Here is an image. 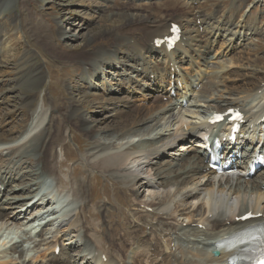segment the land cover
<instances>
[{
	"label": "bare ground",
	"instance_id": "obj_1",
	"mask_svg": "<svg viewBox=\"0 0 264 264\" xmlns=\"http://www.w3.org/2000/svg\"><path fill=\"white\" fill-rule=\"evenodd\" d=\"M128 1L136 8L131 14L126 12L128 15L122 18L123 21H128L126 25L145 18L143 14L135 13L139 6H144L142 1L159 0ZM201 1L180 0L185 3L186 14L183 17H177V23L170 22L157 34L155 39H163L170 35L169 30L172 24L180 27V39L170 51L166 50L164 44L158 46L157 43L151 49L145 46L143 49L137 47L134 51L126 36L121 34L123 38L121 41L116 38L114 45L96 49L89 54L88 58L85 56L88 60L79 59L73 63H61L72 68L74 72H78L74 73V77L79 83L75 84L70 80L62 81L67 97L64 99L65 102L58 100L59 103L48 104V109L51 110L48 123L54 121L51 125L48 123L45 125L41 121L33 124L34 117L30 115L25 121L15 120L20 111L28 109L32 104V100L28 97L29 92L36 93L43 85L44 80L40 78L42 72L32 63L22 62L15 67L18 76L14 79L15 83L9 92L17 91L20 95L12 100L13 103L17 100L14 106L9 108V105L8 108L0 110V186L4 188L3 191L0 190V222H13L17 217L24 216L29 210L26 207L31 203L29 207L37 205L36 210L43 207L45 199L48 204H53L54 200L49 193L39 196L37 190L41 185L40 179L46 174L57 173L56 147H60L64 156L69 155L63 150L66 146L63 131L67 130L68 134H74L75 127L78 126L79 131L86 135L85 138L89 142L88 151L82 158L95 157L90 162L91 168L106 173L109 180L112 176L117 178L123 187L128 189L125 192L128 195H136L139 198L141 189H151L150 192L154 194L155 199L152 201L149 199L148 203L140 201L142 204H134L145 209L140 210L145 214L140 215L139 221L142 219L144 221L139 225L149 226L158 238L153 239L151 235L143 236L141 227L135 229L138 226L137 223H133V228L123 224L122 232L119 227L108 228L109 231H106L105 224L99 227L92 226L88 217H97V214L94 213L92 216L87 208L89 205L81 200L75 213V221L78 225H75L72 220L68 221L70 214L67 219L59 221L60 227L67 222L63 226L67 230L62 236H57L58 232H62L60 230L51 236L54 239L52 246L50 245L52 241L46 244V250H50L46 261H43L44 258L37 262L30 259L25 261L24 249L19 250L18 245L13 244L7 250H0V264H126L127 252L130 248L142 249L136 252V257L134 256L132 260L133 264H227V258L230 255L221 254L215 258L208 253L214 243L222 242L225 237L252 223L264 222V171L253 179L246 178L247 164L252 154L242 150L247 143L251 144L254 140L262 141L258 149L264 150V71L261 72L260 83L254 82L255 84L249 86V89L246 88L247 86L229 87L231 83L227 85L225 82L209 89L203 86L210 78L215 63H218L216 69H246V72L240 73V76L255 78L252 67L246 66L249 57L238 55L228 61L224 60L225 53L235 52L239 47V40L249 37L253 27L248 25L245 18L235 23L228 16L227 20L214 18L215 26L208 32L205 21L212 19L213 16L199 11L200 16H198L204 27L197 26L196 18H194V34L190 35L191 31L189 33L185 31L187 25L192 22V17L188 14H191L194 6ZM15 3L16 0H0V19L8 9L15 6ZM122 15H111L107 20L114 22ZM55 33L57 36L51 34L49 27L47 44L51 46V52L53 49H75L74 46L68 45L75 43L78 36L70 31H64L59 24L56 26ZM252 33L254 35L250 42L256 40L253 38L256 29ZM6 36L5 27L0 25V46L4 45ZM184 38L188 40L187 46L182 44ZM191 39H196L193 45L189 42ZM81 40L84 46H88L93 41L89 33L81 37ZM219 40L221 52L212 54L211 61L208 62L210 59L207 58V48L211 49V46ZM256 45H250L252 55ZM178 49L180 53L177 52ZM4 53L5 50L0 49V57ZM191 54L199 61V66L195 65ZM3 62L0 63V67L4 64ZM184 64L187 66H183ZM101 76L102 79L99 81ZM221 76L214 80V83H217ZM199 84H201L200 89H196ZM176 86L181 88L179 94H177L179 88L177 89ZM172 91L179 97L171 99L169 96ZM99 92L102 95L98 94ZM135 93L141 95L147 102L153 99L155 100L151 102H155L164 97L167 99L164 103L167 111L172 107L175 108L176 105L178 112L181 111L182 102L188 100L190 107L197 108V111L194 110L196 112L193 113H201L204 117L198 122L189 124L181 122L174 132L167 134L166 131L170 127L167 125L170 119L174 120V113H167V117H163V113L155 114V112L164 106H145L140 115L134 116L135 113L132 112L135 108L129 105V100ZM243 95H246V98L244 97L245 99L240 102ZM200 102L205 106L198 105ZM209 102L212 103L210 108L214 107L212 112L223 113L227 109L237 108L244 114L245 119L242 125L245 143L240 142L239 146H226L222 156V160L236 165L239 175H227L217 182L213 180L212 172L204 163L203 147L216 137L218 132L225 130L227 123L223 122L219 128H216L210 127L207 121L205 122V116L212 113L207 110ZM63 106L66 110L58 112V116L54 117L53 109L57 110ZM102 110L106 114L94 120L93 115L99 114ZM136 111L138 109L134 110ZM11 117H14V121L9 124L7 121L11 120ZM120 118L125 121H121L118 125L116 122L120 121ZM18 128L21 132L17 138H9ZM133 134L138 139L128 140ZM157 136L161 140H158ZM187 136L194 140V144L190 143L194 145L195 150L189 144L181 145L179 151H188L186 154L173 152L165 157L176 156V158L162 159L161 151L172 147L179 139ZM206 136H209L210 140H207ZM31 151L35 155L39 153L38 159L32 163L29 162ZM239 152L243 154L241 161L234 160ZM155 158L156 163L160 165L155 168L151 177V166L154 165L152 162ZM84 163L89 165L86 160ZM175 167L177 168L174 169ZM78 172L79 169L75 168L72 174ZM178 176H180L178 180L167 184L162 183L166 178L175 179ZM86 183L88 185L89 180ZM73 185L76 186L74 195L80 199L83 198L85 196L83 182L77 181ZM38 196L39 198L36 199ZM64 198L63 196L61 199ZM148 209L151 212H148ZM103 211L109 220V210L104 207ZM246 213L258 217L243 222L238 220ZM147 217L150 219L145 220ZM178 218L182 221L179 222ZM34 219L35 217L32 220ZM124 222L125 219H123ZM183 222H186L185 226ZM48 225L49 222L44 225L38 224V230L35 228L34 232L38 234V237L43 238L42 235ZM80 229H83L81 233H75ZM183 233H186L183 241H187L190 248L186 247L187 249L184 248L182 251L177 247L175 251H172L171 243L178 242ZM65 239L69 240L68 247L64 245ZM46 240H38L33 248L38 249L41 246L40 242ZM79 242H81L79 247L84 249L73 251L72 248H75ZM58 247H60V253L55 256L54 250ZM6 255H13L14 258L6 260ZM104 257L107 258L105 262H103ZM37 258L40 257L37 256Z\"/></svg>",
	"mask_w": 264,
	"mask_h": 264
},
{
	"label": "rangeland",
	"instance_id": "obj_2",
	"mask_svg": "<svg viewBox=\"0 0 264 264\" xmlns=\"http://www.w3.org/2000/svg\"><path fill=\"white\" fill-rule=\"evenodd\" d=\"M142 3H144V6H137L138 8L135 13L143 14L145 18L126 25L128 21H123L122 18L128 14H131L136 8L132 6V3L128 0H16L15 6L8 9V11L5 12L3 17L0 19V25H3L7 31L6 41L4 45L0 46V49L5 50V53L2 55V57H0V63L4 61V64L1 65L3 69L0 67V110H4L3 108H8L9 105V108L14 106L17 100L14 103L12 100L20 95L17 91L9 92V90L13 88V85L15 83L14 79L18 76L16 74L17 70H15V67L22 62L32 63V65H36L38 69L40 68L42 72L40 78L41 80H44L43 85L38 88L36 93L29 92L28 97L30 100H32V104L28 109L20 111V114H17L15 120H18V122H20V119L22 121H25L30 115V117H34L32 119L33 124L41 121L46 125L51 114V110L48 109V104H52L54 102L59 103V101H66L64 99L65 97H67V92L62 86V81L70 80L75 84L79 83L78 80L74 77V73L78 72H74L72 68H69L67 65H63L61 63H73L75 61H78L79 59L88 60L87 58L89 54L96 49L114 45V43L116 42V38L120 39L121 41V34L122 36H126L125 38L130 42V46L134 51H136L137 47L143 49L145 46H148V49H151L156 43L155 38L157 34L162 29L166 28L169 22H176L177 17L180 18L186 14L185 3L180 2V0H159L151 2L142 1ZM194 7L195 8L192 10L193 12L191 14H188L192 17V22L185 28V31L187 33H189L190 31L192 32L189 33L190 35L194 34V18H196V24L198 22H201L199 11H203L204 14L213 16L212 19L205 21L206 29L208 32H210L215 26V22L213 20L214 18L218 20H220L221 18L227 20L228 16L235 23L239 21L241 22L242 19L245 18L248 22V25L253 27L250 31V34L248 35L249 37H245L239 40V47L235 52L227 51V54L225 53L224 60L228 61L234 56L238 55H245L249 57V62L246 63V66L250 65L252 67V71L255 72V78L245 77L246 75L240 76V73H245L246 69L235 70L233 68H230L219 70L216 69L218 63H215L210 73V78L203 86L206 87V89H209L215 85L225 82L227 85L228 83H231L229 87H231L232 85L236 88L239 86H247L246 88L249 89L248 87L253 86L255 84L254 82L259 81L258 83H260L262 78L261 72L264 71V0H202L198 5ZM126 12L128 14H126ZM111 15H122V17L119 19H117L119 16L116 17L117 21L114 22L108 21L107 19ZM57 24L61 25L64 31H70L72 34L78 36V41L76 40L75 43L68 45L74 46L75 49H53L51 52V46L47 44L49 36L48 30L50 27L51 34L53 36H57L55 33ZM124 25H126V27ZM197 25L200 27H204L202 22L201 24L199 23ZM254 29H256V34L255 36H253V38H256V40L254 39L255 41L253 40L252 42H250L252 35H254L252 33ZM155 30L157 31L154 32ZM88 33L90 34V36H92L93 41L88 46H84L81 37H84ZM113 36L114 40L112 41ZM194 41H196V39L189 40L192 45ZM187 42L188 40L184 38L182 44L187 46ZM219 42L220 40L218 41V43L211 46V49L207 48L208 60L215 52H221ZM255 42L257 45L255 44ZM251 44L256 45V49L253 52V55L251 54L250 49ZM177 52H179V49L177 50ZM191 55L192 58L194 57L195 59H193L197 61H194L195 65L199 66V61L193 54ZM85 56H87V58ZM210 61L211 59L208 62ZM207 72L208 71H206V73ZM220 75L223 76V80H221V76L219 78V81L217 83H214V80L218 79ZM101 79L102 76L99 81H101ZM176 87L177 89L179 88V90L177 91V94H179L181 92V88L178 86ZM83 91L85 92L84 88ZM100 93L101 92H99L98 94ZM100 95H102V93ZM138 95L139 94L135 93L133 95V98L129 100V105H131L132 108H135L134 110L138 109V111L136 112H134L133 110L132 113H135L133 114L134 116L140 115L142 113V110L144 109V106H164L163 108L156 110L155 114L163 113V117H167L168 114L165 113L167 111V108L164 104L166 103V99H164V97H162L161 100L158 99V101L151 102L149 105H147V103H145V99H143L141 95ZM176 97L178 98L179 95H176ZM244 97L246 98V95H243L240 98V102L245 99ZM171 98H175L174 93L172 94ZM211 104V102L207 104V110L209 112H212L214 110V107L210 108ZM198 105L205 106L201 102L198 103ZM182 109L183 110L179 112L178 109H174V111L177 110L176 113L170 110L171 113H174V120L177 117H180L181 119V116L183 114L184 119L188 123L198 122L204 117L201 113H193L197 111V108L195 107ZM53 110L54 112L52 114L54 117H56L58 116V112H64L66 110V107L63 106L62 108ZM170 111H168L167 113H169ZM105 114V111L102 110L99 114L93 115L92 118L96 120L101 118ZM10 119L11 120L7 121L9 122V124L14 121V117H11ZM121 121H125V119L120 118V121H118L119 123H116L120 125ZM173 121H171L170 119L168 122L167 126L170 127L168 128L169 130L167 129L166 131L167 134H171L174 129H176V127L180 125L181 122H184V120H181L179 123ZM53 122L54 121H50L48 125H51ZM172 122L174 126H172ZM20 132L21 130L18 128V130L15 133H12L9 138H17ZM63 136H65L66 138V146L63 148V150L67 151V154L69 155L64 156L61 152L60 147H56L57 159H55V163L58 166V169L56 171L57 173L46 174V177L50 178L52 186L56 187L64 193H67L68 199L70 201L73 200L74 211L70 212V218L68 219V221L72 220L75 225H78V223L75 221V213H77V206L82 200L83 203L86 202L89 205V207L87 208L92 216H94V213L97 214V217H88L87 215L90 225L99 227L100 225L105 224L106 231H109L108 228L112 229L114 227H119L121 231L124 227L123 224H127L131 228H133V223H137L138 226L135 229H139L141 227L143 229V236L147 237V235H151L153 239H157L158 237H156V235L152 233L150 227L139 225L142 221H144V219L139 221L140 215L145 214L144 212H140V210L144 211L145 209H141L140 207L135 206V204H142L140 201H147L148 203L150 202V200L152 201L153 199H155L154 194L150 192L151 189H141L139 192V198H137L136 195L126 194L125 192L128 189L123 187V184L120 183L117 178L112 176L111 180H109L106 176V173H102L91 168L90 162L94 160L95 157L89 156L87 159L82 158V156L86 155L88 151L89 147H87V144L89 142H87L85 138L86 135L79 131L78 126L75 127L74 134H68V131L64 130ZM131 136H129L130 139L128 138V140L138 139L136 136H134V134ZM88 138L89 137H87V139ZM157 139L161 140L159 136H157ZM187 140H190V138H187L184 141H178L176 145L172 147V149H168L167 152L161 155V157H163L162 159H171L172 157L170 156L165 157V154L170 153L169 151L178 152L180 145L186 144ZM153 141H155V139ZM118 143H120V141ZM30 154L31 156L29 162H35V160L38 159L39 153H36L35 155V153L31 151ZM156 158L152 162L154 165L151 166V177L153 176V172H155V168L160 165L159 163H156ZM84 160L88 161L89 165H85ZM29 167L30 166L28 165V169ZM75 168H78L79 172L73 175L72 171ZM176 168L177 167H175L174 169ZM179 178L180 176L176 177L175 179L166 178V180H163L162 183L165 182L163 184H167L168 182H173V180H178ZM87 180H89L88 185L86 183ZM77 181H82L84 184L85 196L83 198L81 197V199L74 195L76 186L73 185V183ZM86 185L87 187H85ZM155 186L157 188H161V186L159 185ZM43 193L44 192L41 191L39 193V196H42ZM39 196L36 199H38ZM46 205L47 203L45 199L44 204L42 205L43 209L39 208L36 210V207L38 206H32L29 207V210L26 212V214L24 213V216L17 217V219L13 222L10 221L7 223L1 221L0 250H7L11 245L15 244L18 245L19 250L24 249L23 256L25 258V261H29L30 259L37 262L42 258H44L43 261H46L48 259L46 257L47 253L50 252V250H46V244L52 241L50 244L52 246L54 239L51 238V236L55 235L57 230L62 231L58 232L57 236H62L64 231L67 230L65 227H63L67 222L64 223L62 227L59 226V221L66 215L65 210L59 211L58 209H56L52 212L54 206L51 203L47 206ZM99 205L101 207H99ZM180 205L182 206L183 204ZM104 207L109 210V220L104 215ZM28 217H35V219L29 222ZM123 219H125L124 223ZM149 219L150 217H147V219L145 220ZM178 220L179 222L182 221L181 218H178ZM47 221H49V225L46 227L45 232L42 235L43 238H40L38 237V234L34 232V229L36 228L38 230L37 225L47 223ZM185 224L186 222L183 225ZM82 231L83 229H80L75 233L79 234ZM28 237L34 238L33 240H30L28 239ZM41 239L47 240L45 242H40L39 245L41 246L38 249L33 248L35 242H38V240L40 241ZM68 241L69 240L65 239V247H68ZM80 244L81 242H79L75 248H72V250L78 251L84 249V247H79ZM179 245H181L182 248L187 249L186 243H179ZM141 250V248L137 250L134 248H130L127 252L126 264H133L132 260L136 252H140ZM37 256H39L40 258L36 259ZM55 256H57L56 252ZM5 258L6 260H11L14 257L13 255H6ZM105 259L106 258L103 259L104 262L106 261Z\"/></svg>",
	"mask_w": 264,
	"mask_h": 264
},
{
	"label": "snow or ice",
	"instance_id": "obj_3",
	"mask_svg": "<svg viewBox=\"0 0 264 264\" xmlns=\"http://www.w3.org/2000/svg\"><path fill=\"white\" fill-rule=\"evenodd\" d=\"M217 119H220V117H217Z\"/></svg>",
	"mask_w": 264,
	"mask_h": 264
}]
</instances>
